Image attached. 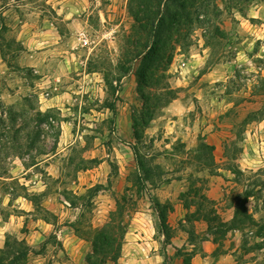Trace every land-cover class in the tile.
Listing matches in <instances>:
<instances>
[{"label":"rangeland","instance_id":"1","mask_svg":"<svg viewBox=\"0 0 264 264\" xmlns=\"http://www.w3.org/2000/svg\"><path fill=\"white\" fill-rule=\"evenodd\" d=\"M215 1L219 31L193 25L163 78L159 72L156 87L144 89L148 103L140 94L142 57L127 58L142 51L130 43L129 0H0V218L13 216L0 247L4 263L21 250L27 256L19 264H87L94 229L120 209L116 243L122 249L141 236L159 240L163 260L154 264H193L211 238L218 246L205 264H264V15L251 19L247 0ZM147 103L160 105L142 124ZM258 110L260 119L244 121ZM39 111L51 119L36 116ZM201 142L219 150L210 155ZM131 146L145 157L148 178ZM240 161L249 163L244 171ZM23 168L28 172L21 176ZM218 168L233 174L222 206L205 196ZM21 197L35 209L27 222L43 218L53 225L43 226L45 239L33 248L17 245L25 231L16 228ZM176 199L187 208L186 222L173 230L168 220L176 216L169 213ZM230 205L236 215L226 222ZM157 210L166 213V238ZM232 228L241 242L227 259ZM175 232L188 246L167 247Z\"/></svg>","mask_w":264,"mask_h":264},{"label":"trees","instance_id":"2","mask_svg":"<svg viewBox=\"0 0 264 264\" xmlns=\"http://www.w3.org/2000/svg\"><path fill=\"white\" fill-rule=\"evenodd\" d=\"M127 9L134 21L132 40L129 37L128 42L131 40L130 43L133 42L131 46L142 48V51L131 53L129 56L127 55V58L135 60L138 57H142L141 64L144 72L139 77L142 86L140 94L142 100L149 103L150 100L144 96V89L150 90L156 87L159 81V72L162 73L163 78V74L173 60L177 47L181 46L188 31L193 30V25L202 26L201 28L205 30L211 26L216 32L219 31V28L213 25V20L218 17L219 9L215 0H129ZM260 81L264 86V77H261ZM148 103L141 113L142 124H148L152 119L151 112L156 106L160 105V103H157L154 106H150ZM110 110L112 112L115 111L113 107ZM260 110L251 112L244 121L250 120L252 117L260 119L259 116L262 114ZM1 114H3L2 111ZM36 116H42L45 120L51 119L47 113H41L40 111ZM138 126L137 121H134L136 139L139 137L136 133ZM56 145L57 141L54 146ZM2 148L4 146L0 143V149L2 150ZM199 148L206 150L210 155L214 151L213 146L203 142L200 143ZM131 149L138 169L145 173V178H148L149 169H146L144 165L147 162L144 160L145 157H138L135 146H131ZM17 157L20 159L21 155H17ZM246 196L249 195L246 194ZM157 214L162 234L166 238V213L163 210H157ZM121 218L122 212L117 209L110 213L109 220L103 226L94 229L92 233L93 248L91 254L86 256L87 264H115L116 260L119 259L121 244L119 242L116 243V231L119 226V224L117 226L116 220ZM244 218L248 219L249 216L245 215ZM21 242H18L17 245L21 244ZM6 247H8V243L5 244ZM1 255H6L3 249H0V264H6L4 263V256ZM26 256V251L19 250L7 264H19L20 259H24Z\"/></svg>","mask_w":264,"mask_h":264},{"label":"crops","instance_id":"3","mask_svg":"<svg viewBox=\"0 0 264 264\" xmlns=\"http://www.w3.org/2000/svg\"><path fill=\"white\" fill-rule=\"evenodd\" d=\"M247 1H248V3H251L249 5L248 9H252V11H253V15H250V18L256 19V20L261 19V14L263 13V15H264V4L263 3L257 4L256 3L257 0H247ZM67 15L68 14L63 15V20H67L68 26L75 25L76 19L70 20V18ZM54 90L57 93H59L57 91L58 87L55 86ZM46 95H47V97H49V94H46ZM63 95H65L64 92L58 94L54 98H51L50 102L47 103L48 105H45L46 106L45 110L47 111V110H50L52 108H55V106H57V102L60 101V98H63ZM111 112H112V110H111ZM114 112H112V113H114ZM119 116H121V115H118V117ZM124 119H126V118H124ZM126 126H127V128H126ZM124 127H125V131H127L126 133L129 134L131 127H130V124L128 121L125 122ZM62 128H63V126H61V129ZM61 139H62V134H61L60 140ZM57 144H58V141H57ZM59 144L61 145L60 142H59ZM213 148L215 151L219 150V147L216 144L213 145ZM215 163L219 166L225 165L226 159L225 158H215ZM238 164H240L239 170L244 171V169H242L241 166H246L245 164H249V163H248V161H246L245 163H243V161H240ZM23 170H25V171H23L21 176L25 175L26 172H28V170H26L24 168H23ZM217 171H218L217 174L210 177V180L208 183V188L205 191V196L209 200H213V201L217 202L216 206H218V205L222 206L224 204L223 197L225 195V187H227L228 184L232 183V179H231L232 177L231 176H233V174L231 173L230 170H226L225 168H218ZM50 174L51 173H49V175ZM23 180H26V179H23ZM33 183H34L33 185H36V186L39 184V182H36V181H33ZM234 185H235V183H234ZM31 187H33V186H31ZM44 190L45 189L43 186L41 189L38 190V192H43ZM148 197L150 198V195ZM246 197L247 198H253L252 195L246 196ZM20 199L25 202V205L22 204V206L20 207V210H21L20 215L15 216V218L17 220L16 228H17V230L18 229H25V231H24V233L21 234L22 236L19 240L22 241L27 246H30L31 248H33V247L39 245L45 239L44 234L47 231H46V229L43 228V226L52 227L53 225L48 223L43 218H38L36 220L37 221L36 223L33 221L27 222L25 220V218L32 217L35 209L31 204L32 202H30L27 199L22 198V197ZM160 202L163 203L164 201L160 200ZM244 205H247V202H245ZM172 207H173V211L169 212V213H171L172 215L174 214L176 216L174 218L171 217L173 219L169 218L168 225L173 230H175L177 228L176 223L178 221H181V223L186 222L183 219V215H181V211H187L186 210L187 208H185L184 204L182 203V200H178V199L175 200V203L172 205ZM191 207L194 210V207L193 206H191ZM227 211L230 214L226 218V222H230L233 220L234 215H235V206L230 205V207H228ZM12 218H13V216H10L9 218H7L5 220L0 218V247L2 246V243L5 240V233L9 232L12 228V223L10 221V220H12ZM30 223L32 224L31 226H30ZM63 228H64L63 230L66 229L65 226H63ZM153 232H155L154 229H153ZM175 233L177 234L176 238H174L171 241V244L167 245V247H172V249L174 251L176 248L188 246V243L186 242V240L183 239L182 232H180L179 234H178V232H175ZM228 235L231 236V239L227 240V247H226L227 248V255H228L226 257L227 259L231 258L232 255L237 252V248L240 246V242H241V237H240L241 233H240L239 229H231L228 232ZM146 237L141 236L139 239H130L127 243H125L121 249V255H120L119 261L124 262L125 264H154L160 260H163V256L158 252L159 240H156V239L150 238V237H148V239H147ZM203 243L205 244V247H203L204 248L203 252L205 253V255L194 256L193 264H196V262H199L200 264H205L206 260H208L209 258L211 259L210 252L214 251L218 246V244H216L213 241V238H211L210 240H205ZM36 256L41 257L40 254H37Z\"/></svg>","mask_w":264,"mask_h":264}]
</instances>
